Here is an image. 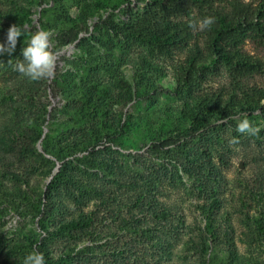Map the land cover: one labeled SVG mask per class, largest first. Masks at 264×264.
<instances>
[{"label":"rangeland","instance_id":"rangeland-1","mask_svg":"<svg viewBox=\"0 0 264 264\" xmlns=\"http://www.w3.org/2000/svg\"><path fill=\"white\" fill-rule=\"evenodd\" d=\"M130 1L112 10L93 0H0V43L13 24L23 33L12 56H0V264H23L41 247L52 264H264V114L233 108L197 126L201 93L235 97L230 68L209 57L188 84L183 52L162 54L113 32L110 21L137 8ZM68 14L84 29L57 51ZM38 29L53 33L60 53L51 80L13 69ZM243 50L264 57V42L248 39ZM61 72L100 81L122 133L97 147L98 161L86 152L68 158L51 186L61 161L43 144L60 139ZM243 81L264 87V74ZM244 118L260 129L255 136L237 132ZM49 189L54 209L44 218ZM90 214V226L59 229Z\"/></svg>","mask_w":264,"mask_h":264},{"label":"trees","instance_id":"trees-1","mask_svg":"<svg viewBox=\"0 0 264 264\" xmlns=\"http://www.w3.org/2000/svg\"><path fill=\"white\" fill-rule=\"evenodd\" d=\"M125 0H93L95 6L103 9L115 10ZM131 3L130 0H126ZM137 8L126 13V17L118 22L110 21L113 32L125 39H132L153 46L159 53L172 54L177 51L184 53L189 74L191 70L214 57L227 65L233 78L231 90L235 97L230 101L223 99L220 94L201 93L197 98L199 110L195 117V124L209 123L214 118H226L232 114L233 108H238L252 114L254 111L264 114V87L256 84L248 85L243 79L255 74H264V57L250 54L243 50L248 39L264 42V0H136ZM213 16L216 22L204 30V37H199L198 24L204 17ZM68 26L60 29L56 37L55 50L60 51L67 44L75 42L84 29L81 23L67 15ZM20 25L23 22L20 21ZM202 40L204 45L202 46ZM61 72L62 86L60 92L65 96L64 113L58 127L59 140L46 141L43 151L61 161V166L55 175L51 186H55L65 175L63 172L67 159L79 153L86 152L83 158L95 157L99 152V145L107 139L114 141L122 133V126H115L111 122L106 110L105 102L111 96L104 85L86 78L68 77ZM231 98V97H230ZM41 137L38 132L36 139ZM12 139H17L13 134ZM169 140H159L153 144V149L159 150L166 146ZM98 161V158H94ZM42 216L52 214L54 200L51 190L45 191L41 201ZM153 211V210H152ZM164 209H160L159 216H167ZM153 214H156L154 211ZM94 216L87 215L83 219H73L60 230L71 226H90ZM77 222V223H76ZM45 230L48 226H44ZM39 251L44 254L46 264H52L45 248Z\"/></svg>","mask_w":264,"mask_h":264},{"label":"clouds","instance_id":"clouds-1","mask_svg":"<svg viewBox=\"0 0 264 264\" xmlns=\"http://www.w3.org/2000/svg\"><path fill=\"white\" fill-rule=\"evenodd\" d=\"M215 22V17L207 16L190 27H198L203 31L209 29ZM22 35L18 25H11L7 31L6 42L0 43V56H12ZM52 36L53 33L50 30L44 29H38L32 34L28 46L21 50L23 59L17 61L13 69L32 81L53 79L60 53L53 50ZM236 130L238 133L249 136H255L260 131L247 118L240 120ZM230 143H238V141L233 139ZM23 264H46L45 256L41 252L34 251L24 257Z\"/></svg>","mask_w":264,"mask_h":264},{"label":"water","instance_id":"water-1","mask_svg":"<svg viewBox=\"0 0 264 264\" xmlns=\"http://www.w3.org/2000/svg\"><path fill=\"white\" fill-rule=\"evenodd\" d=\"M58 169V167L56 168V170Z\"/></svg>","mask_w":264,"mask_h":264}]
</instances>
